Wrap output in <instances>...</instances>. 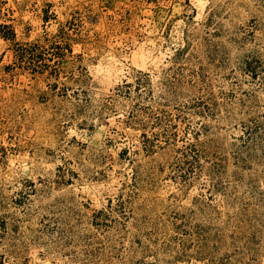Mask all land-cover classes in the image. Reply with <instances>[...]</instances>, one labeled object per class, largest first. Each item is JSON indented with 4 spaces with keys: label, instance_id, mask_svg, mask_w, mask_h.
I'll list each match as a JSON object with an SVG mask.
<instances>
[{
    "label": "rangeland",
    "instance_id": "1",
    "mask_svg": "<svg viewBox=\"0 0 264 264\" xmlns=\"http://www.w3.org/2000/svg\"><path fill=\"white\" fill-rule=\"evenodd\" d=\"M0 264H264V0H0Z\"/></svg>",
    "mask_w": 264,
    "mask_h": 264
}]
</instances>
